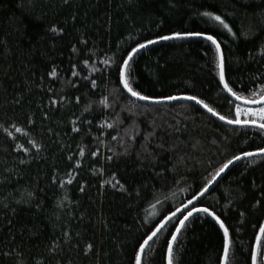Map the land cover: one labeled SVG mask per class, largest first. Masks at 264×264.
Returning <instances> with one entry per match:
<instances>
[{
    "label": "trees",
    "instance_id": "obj_1",
    "mask_svg": "<svg viewBox=\"0 0 264 264\" xmlns=\"http://www.w3.org/2000/svg\"><path fill=\"white\" fill-rule=\"evenodd\" d=\"M173 5L166 0H0V124L15 137L0 128V172L7 166L23 176L0 186V199L9 194L10 202L19 199L18 188L31 190L37 182L44 189L31 205L10 203L15 214L0 206V264H134L138 242L170 215L169 208L174 211L198 194L234 154L264 146V131L224 125L191 101L159 105L135 100L118 83L115 68L103 63H119L138 42L159 35L202 31L221 43L230 86L246 96L258 88L254 78L264 76V0ZM206 10L222 15L236 38L198 17ZM209 45L192 38L144 49L132 62L134 89L154 98L195 95L232 118L234 110L218 83L215 49ZM53 68L55 77L49 75ZM13 122L21 133L11 127ZM73 122L78 133L71 130ZM109 123L114 127L108 128ZM28 139L44 150L31 164L18 165L16 158L23 153L14 151L15 143L30 147ZM69 172L74 178L65 190L51 183L54 173L66 181ZM64 195L71 214L66 207L57 220L56 201ZM39 201L38 210L34 205ZM196 206L210 207L229 228V264H251L255 234L264 223V157L234 165ZM182 218L179 214L148 245L143 264H167V241ZM64 230L72 237L70 245L50 256L49 247ZM89 243L93 248L85 254ZM222 260L223 230L203 214L190 218L173 247V264ZM258 264H264V256Z\"/></svg>",
    "mask_w": 264,
    "mask_h": 264
},
{
    "label": "snow or ice",
    "instance_id": "obj_2",
    "mask_svg": "<svg viewBox=\"0 0 264 264\" xmlns=\"http://www.w3.org/2000/svg\"><path fill=\"white\" fill-rule=\"evenodd\" d=\"M29 4H31V0H28ZM65 3H68V0H64ZM175 5H173L174 7ZM198 17L200 18H206V21H213L216 23L218 27H220L222 30H225L229 35L233 37V39L236 38V33L233 31V27L230 26L228 22L224 18H222V15L215 14L212 11H203L197 13ZM75 19V17H73ZM51 31L53 33L57 32V29L55 27L51 28ZM245 35H247L245 33ZM192 38H198L202 39L203 41L210 42L209 47L214 46L215 49V67L218 69V76H219V85H222V91L225 93V100L229 102L230 105V111L234 110V115L232 118H228L225 115L220 114L214 107L210 106L208 103L205 102V100L198 98L195 95H183V96H176V95H169L162 98H154L148 95L141 94L140 91H137L134 89L130 77L132 75L131 67L132 62L134 61V58L136 55L139 54L141 50L147 49L151 45H155L160 43L161 41H171V40H187ZM82 43H86V41H81ZM73 51L75 52L76 49L73 48ZM103 63L108 67H114L115 68V74L117 76L118 83L122 85L123 90H126L127 94L130 97L135 98L137 101H145L150 104H160L164 102H172V101H192L195 103V105L200 106L204 110H206L207 113H209L212 117L217 118L219 121L228 124L233 125L239 128H255L260 131H264V106L259 107L258 109H254L251 107H242L241 105H264V76L257 77L254 79L258 80L259 86L257 89L251 90L249 95H243L242 93H238L235 91L231 86L230 83L226 80L225 76V61H224V55L221 50V43L217 41L214 35L211 34H205L202 31H185V32H174L168 35H159L158 37L154 39H147L145 42H138L135 47H132L130 51L127 52L126 58L122 57L121 61L117 63L115 60L111 61V64L109 63V60H104ZM85 64H87V61H85ZM52 77H55L57 75L55 68L51 71L49 74ZM73 76L77 75L75 71L72 73ZM91 85L93 88H96V80H91ZM15 104H19L20 100L17 99L14 101ZM50 103L55 106L57 104L56 100H51ZM77 103H79V98H77ZM101 104H103L105 107H108V104L106 100H101ZM87 111V109H86ZM242 117H247L246 119H242ZM44 118L47 119L48 115L47 112L44 114ZM118 119V118H117ZM29 124H34L35 121L29 117L28 118ZM89 124H91V121H88ZM122 123V121H121ZM11 127L15 129L16 133H21L22 129L13 122L11 123ZM103 127V125H102ZM108 128H113L114 125L112 123L107 124ZM0 128H4V125L0 124ZM4 130L7 132V135L9 137H13V133L11 131H8L7 128H4ZM73 132H79L80 129L75 126V122H73V127L71 129ZM51 131V129H49ZM178 131V129H177ZM24 135H28V133H24ZM151 135H154L152 133ZM113 140H116L117 137L113 136ZM147 139V137H146ZM13 140L15 141V137H13ZM27 143L30 145V147H25L24 145L20 143H15L14 151L18 153H23L22 156H18L16 158L18 165H29L33 161L37 160L39 157V154L44 150V146L38 143L34 139H28ZM63 147V146H62ZM158 148L163 149L164 146L162 144L157 145ZM145 152L148 153L147 147H145ZM125 154H127V148L125 149ZM85 155L83 147L79 148V156L83 157ZM91 155L93 157H96L98 155L97 152H92ZM148 155H151V153H148ZM262 156L264 157V146H260L257 148L256 151H245L241 150L239 154H234L231 158L227 159L226 162L222 163L218 168L214 170L213 173L210 174V176L205 180V182L202 184L201 188L198 190V194L194 192L192 194V197L188 199L187 203H184L181 206H176L175 210L173 211L171 208L168 209L170 212V215H166L163 217V220L158 223V225L155 226V230L150 231V235H147L146 239H143L142 242H138V250H134L133 253V259L134 264H143V255L145 253V250L150 242L154 240V237L160 233L167 224L174 221L178 218L177 214H181L183 216L182 219L178 220V226H175V231L171 233V239L167 241V264H173V245L177 241L178 234L181 233V230L185 228L186 222L190 220V218L194 219H200L201 214H203L204 218H211L213 221H215L216 224L219 225V228L223 230V260L221 261V264H229V252L230 247L232 244V241L230 240V234H229V228L225 226L224 221L221 219L220 216L216 214V212L208 206L203 207H197V203L200 202L201 198L205 196L206 193L210 191V188L214 185V183H218L217 177H220L222 173H225V170L229 169L230 165H233L235 162L240 161L245 158H252ZM43 159V157H40ZM68 160H72L73 156L69 155L67 157ZM108 160H111L112 157H107ZM81 165L79 161L75 163V168H79ZM4 173H7L5 175ZM17 177V182L20 179H23L22 174L18 169H13L10 167L5 166L4 171L0 172V186H3L7 183H11L13 177ZM69 179L65 180H58L57 175L54 173L51 178V183L53 185H58L59 189L65 190L66 185H70L73 182V176L72 173H68ZM103 185H101L102 187ZM113 187H116V185H113ZM122 187V186H121ZM17 193H19L20 198H12L11 202L9 200V196L3 197V199H0V206H2L5 209H9L13 214L16 212L15 207H11L10 203H14L15 205H21V204H29L31 205L33 201L37 199L36 192L39 191L40 193L44 192L43 188H40L37 182V185L34 189H17ZM80 191H84V187H80ZM67 202V203H66ZM260 202L257 201V204ZM43 201H39L35 203V207L39 210L42 207ZM70 205L71 201L68 199L67 195H64L57 199L56 201V209L59 211L56 213V219H60V213L63 212V210L68 207L69 208V215L70 212ZM186 212V214H184ZM243 215V213H241ZM11 223V221H9ZM256 227V226H254ZM77 235H79L77 233ZM72 241V237L69 234L68 230H64L61 234V239L59 241H53L51 246L48 249L50 256H56L60 251H63L62 245H70ZM93 248V245L91 243L87 244L85 249V254L90 252ZM260 256H264V223H260L258 225V233L255 234V246L251 248L250 251V257H251V264H258V258ZM37 264H43V260L37 261ZM59 264V261L57 262Z\"/></svg>",
    "mask_w": 264,
    "mask_h": 264
},
{
    "label": "water",
    "instance_id": "obj_3",
    "mask_svg": "<svg viewBox=\"0 0 264 264\" xmlns=\"http://www.w3.org/2000/svg\"><path fill=\"white\" fill-rule=\"evenodd\" d=\"M161 42H165V41H161ZM152 46V45H151ZM150 47V46H149ZM141 51H143V50H141ZM140 51V52H141ZM139 52V53H140ZM126 91V90H125ZM135 99V98H134ZM179 101H184V100H179ZM140 102H145V101H140ZM172 102H177V101H172ZM172 102H164V103H160L159 105H164V104H167V103H172ZM192 102V101H191ZM146 103H148V102H146ZM194 103V102H193ZM195 104V103H194ZM198 106V105H197ZM242 106H245V107H251V108H259V107H262V106H264V105H242ZM198 107H200V106H198ZM201 108V107H200ZM202 110H204L203 108H201ZM205 112H206V110H204ZM207 113V112H206ZM208 115H210L209 113H207ZM211 116V115H210ZM212 117V116H211ZM212 118H214L216 121H218V122H220V123H222V124H224V125H227V126H233V125H228V124H225V123H223V122H221V121H219L217 118H215V117H212ZM257 157H261V156H257ZM246 159H248V158H245V159H242V160H240V161H237V162H235L233 165H230V167H229V169H227V170H225V173H222L221 174V176L220 177H217V180H218V182L222 179V177L234 166V165H236L237 163H239V162H241V161H244V160H246ZM218 183H214V185L210 188V191L217 185ZM209 191V192H210ZM208 192V193H209ZM208 193H206V194H208ZM205 194V195H206ZM177 215H179V214H177ZM159 234V233H158ZM178 236H179V234H178ZM157 237V236H156ZM156 237H154V239L156 238ZM177 239H178V237H177ZM151 243V242H150ZM149 243V244H150ZM176 243V242H175ZM175 245V244H174ZM174 245H173V247H174ZM148 247V246H147ZM147 249V248H146ZM144 256V255H143Z\"/></svg>",
    "mask_w": 264,
    "mask_h": 264
},
{
    "label": "rangeland",
    "instance_id": "obj_4",
    "mask_svg": "<svg viewBox=\"0 0 264 264\" xmlns=\"http://www.w3.org/2000/svg\"><path fill=\"white\" fill-rule=\"evenodd\" d=\"M166 1L169 4L186 5V4L190 3L191 0H166Z\"/></svg>",
    "mask_w": 264,
    "mask_h": 264
}]
</instances>
